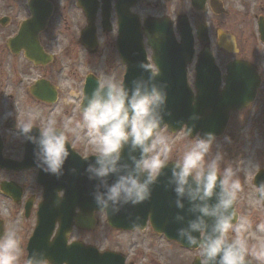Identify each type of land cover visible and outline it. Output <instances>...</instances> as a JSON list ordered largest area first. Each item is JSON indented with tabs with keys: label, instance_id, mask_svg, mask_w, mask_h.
Masks as SVG:
<instances>
[{
	"label": "clouds",
	"instance_id": "clouds-1",
	"mask_svg": "<svg viewBox=\"0 0 264 264\" xmlns=\"http://www.w3.org/2000/svg\"><path fill=\"white\" fill-rule=\"evenodd\" d=\"M188 2L190 5L191 0ZM141 67L151 70L148 79L137 78L126 85L124 80L104 75L97 78L91 92L81 97L82 119L76 127L86 131L94 146V159L87 162L84 172L95 182L91 196L96 208L118 215L127 207L141 205L151 199L154 186L164 176V186L174 193L178 210L174 217L179 225L176 235L199 250L201 264H246L245 245L238 235L229 238L231 232H240V227L233 224V206L241 191L239 168L229 165L221 170L224 156L218 145L213 153L217 136L211 131L198 134L182 155L169 163L172 141L162 131L167 127L165 116L170 115L167 87L155 82L159 72L151 65L141 63ZM65 102L72 100L67 98ZM13 115L7 112L4 119ZM37 115L28 113L16 120L15 127L18 135L23 134L35 146L36 166L59 179L72 154L68 137L65 129L51 119L37 127ZM189 119L197 121L200 116L193 113ZM195 130L192 123L185 135L192 136ZM225 140L231 142L230 137ZM71 171L75 173L76 169ZM256 191L264 199V183ZM253 255L264 264V251ZM22 257L23 264H49L42 251L26 252L14 231L0 236V264H20Z\"/></svg>",
	"mask_w": 264,
	"mask_h": 264
},
{
	"label": "water",
	"instance_id": "water-1",
	"mask_svg": "<svg viewBox=\"0 0 264 264\" xmlns=\"http://www.w3.org/2000/svg\"><path fill=\"white\" fill-rule=\"evenodd\" d=\"M78 1L87 21L80 41L88 49L93 50L97 46L95 35L97 1ZM131 1L136 0H119L116 6L119 13V36L116 46L121 59L126 64L124 75L126 85H130L134 79H148L151 75V70L141 67V63L150 65L142 41L144 33L152 50V62L159 72L155 77V82L167 87V111L170 112V115L165 116L167 128L175 132L185 125V132H187L189 125L195 123L196 130L189 137H193L198 132L200 134L208 131L214 132L216 136L220 135L227 125L230 112L245 107L255 98L260 84V76L255 67L241 60L229 62L225 76L226 85L220 89L219 70L211 53L205 50L200 54L197 62L194 93L187 82V65L192 61L194 50L191 28L186 18H179L177 21L179 41L175 37L172 26L165 18L146 19L144 32H142L141 25L136 18L131 13L126 14ZM104 5L102 22L104 27L108 28L106 25L109 22V1H105ZM30 8L31 18L22 22L17 36L11 38L8 45L14 53L23 50L25 56L35 64H46L52 58L44 53L38 40V34L44 29L52 7L45 0H32ZM260 33L264 41V24H260ZM96 80L92 75L86 78L83 94L95 88ZM31 93L39 99L50 102L56 98V90L44 79L38 80L31 87ZM193 113L199 114L200 119L191 121L189 117ZM1 148L0 139V166L20 170L36 165L35 146L30 142L26 143L24 157L21 161L3 158ZM70 150L72 154L65 164V174L59 179L40 169L38 171L37 181L43 187V200L38 206L37 223L28 242V252L42 251L51 264H123V257L112 251L99 252L95 247L79 241L66 243L67 234L74 222L77 226L92 228L95 222L94 211L100 210L96 208L91 196L95 182L90 181L84 172L87 162L94 159V156L82 158L71 148ZM72 168L76 169L75 173L71 171ZM254 182L257 186L264 183V170L256 175ZM164 185L165 177L161 176L153 188L150 200L135 207H127L118 215L106 213L109 225L119 229L143 228L147 219L150 218L154 230L164 233L168 238L186 247H191L176 235L179 225L174 219L178 211L174 205L175 196L171 189H166ZM1 189L16 200L20 194L14 181H2ZM59 191H63V196L60 198L58 197ZM27 206L29 210L30 203H27ZM77 207L80 209L79 213L75 212ZM237 217L235 211L233 224ZM57 221L59 222L58 229L50 241L49 238ZM1 231L2 226L0 225V233ZM192 264H201L200 259L197 258ZM246 264L250 263L246 262Z\"/></svg>",
	"mask_w": 264,
	"mask_h": 264
},
{
	"label": "rangeland",
	"instance_id": "rangeland-1",
	"mask_svg": "<svg viewBox=\"0 0 264 264\" xmlns=\"http://www.w3.org/2000/svg\"><path fill=\"white\" fill-rule=\"evenodd\" d=\"M49 1L54 4V10L45 30L41 33V44L54 54V60L46 65L37 66L29 62L21 53L12 54L6 45L7 38L14 33L16 22L27 16L25 0H0V18L8 16L6 23L0 24V106L4 114L11 111L17 120L25 118L30 112L38 114L35 121L38 126L50 119L54 120L58 127L67 131L73 144L83 155L95 153L86 131L76 127L77 121L82 119L79 105L84 79L87 74H94L97 77L110 75L117 80H122L124 65L116 51L113 34L101 35L100 44L93 54H89L80 45L78 36L85 24V19L82 12L76 8L75 0ZM242 2L235 8L241 9V13L236 12L238 17H234L237 24L233 26L225 22L223 27L228 29L229 36L235 37L242 53L251 56L252 63L258 67L262 75L263 89L259 98L248 109L231 114L228 128L222 136L217 138L213 153L217 151L218 145L224 156L220 165L221 170L229 165L240 170L238 177L241 191L235 201V207L239 213L235 226L240 227V232L239 234L231 232L229 238L235 239L238 235L245 245L247 256L256 261L253 253L264 251V204L257 197V186L253 184L254 174L260 168H264V44L251 35L249 19L253 25L254 22L256 24L258 14L255 2L245 0L247 7ZM243 8L246 10L245 13ZM164 11H166L164 7L155 6L147 8L146 12L161 14ZM42 75L58 89L59 100L53 104L36 100L28 92L33 80ZM18 79H23V82L20 83ZM67 98H71L72 102L66 103ZM162 131L171 137L170 160L179 158L186 145L195 139L188 138L183 129L175 133H170L166 128ZM225 137H230L231 142H227ZM253 165H258V168ZM1 180L23 183L25 197L38 193V190H35L36 184H34L32 172L17 175V173H6L0 169ZM33 208L35 210L36 205ZM96 215L98 221L95 228L85 234L75 232V235L80 237L83 235L85 240L99 247H119L131 256L137 253L136 264H145L147 261L143 257L149 253L146 249L148 243L156 248L153 251L155 254L157 251L160 252L159 260L165 264H187L198 253V250L186 251L175 243H168L170 242L168 240V242L160 240L150 231L112 234L105 215L103 213ZM0 219L4 222L5 233L14 231L17 234V230L22 228L21 237H26L28 233L26 226H30L29 233L34 227L35 213L30 215L27 223L25 218L22 219V216L17 215V207L0 191ZM23 259L24 257L21 258L20 264H23Z\"/></svg>",
	"mask_w": 264,
	"mask_h": 264
},
{
	"label": "flooded vegetation",
	"instance_id": "flooded-vegetation-1",
	"mask_svg": "<svg viewBox=\"0 0 264 264\" xmlns=\"http://www.w3.org/2000/svg\"><path fill=\"white\" fill-rule=\"evenodd\" d=\"M242 3L247 7L245 4V0H191V4L189 5L188 0H138L137 3L135 4L134 7H132V11L136 13L139 17V19L142 21L146 16H148L150 13H147V8L149 7H155V6H162L166 9V11L161 12L159 16L161 15H167V14H174L175 18L180 15V14H185L188 16V19L190 21L191 26L193 27V33L195 36V56H194V62L197 59V54L205 47L207 46L208 50L211 51L214 55L215 61L217 62V65L220 68V72L223 75L225 73V68L226 64L228 61L233 60V59H240V60H246L248 62L252 63V58L251 56L247 54H243L242 50L239 47V44L237 41L234 39L235 37L229 36V33L227 32L228 29L224 28V23L229 22L233 26L237 24V21L234 19V17H238L237 13H241V9H235L236 6ZM255 2V9L258 11V14L256 15V24L254 22V25L252 21L249 19V24L250 30H251V35L254 38H258L260 42L262 43V40L260 38L259 34V22L264 23V0H252ZM112 3H115V0H112ZM245 13L246 10L243 8L242 9ZM237 12V13H236ZM99 18H100V13ZM156 15V14H154ZM25 18V17H24ZM111 23H112V29L110 31H105L103 28L99 25L97 28V31L99 33V36L103 34H117L116 32V22H117V12L114 7L111 9V15H110ZM247 20V19H246ZM175 23V21H174ZM239 24V23H238ZM114 26V28H113ZM20 27V23L16 22L15 27L13 29V35L17 34V30ZM45 30V29H44ZM43 30V31H44ZM41 31L39 33V39L40 42H42V36ZM206 33V35H205ZM206 37V41H203L202 38ZM233 39V43L230 41V39ZM248 41V40H247ZM232 43V44H231ZM233 45V46H232ZM44 49L47 52H50L47 50L48 48L43 45ZM23 54V52H20ZM192 68H194V64L192 65ZM43 77L38 76V78ZM37 79V78H35ZM34 79V80H35ZM223 86V83L221 84V87ZM4 112L2 107L0 106V135L3 140V154L6 157L10 158H16V159H21L22 154L24 151V142L25 138L19 134L18 135V130L16 129V117H8L7 119H4ZM10 134H6V133ZM66 135L68 137L69 141H73L69 136L67 131L65 130ZM9 138V139H7ZM73 147L75 148V145L72 143ZM78 150L77 148H75ZM79 151V150H78ZM26 172H32V174H35L37 172V168H30L24 171H17L18 174H25ZM36 182V181H35ZM36 184V183H34ZM22 187V191L25 194V189H24V184L20 183ZM35 187V186H34ZM36 191L38 193H33L29 195L28 197L31 199L33 206L36 205L41 197V187L36 184L35 187ZM38 188V189H37ZM25 195L21 198V201L17 203V215H20L23 206H24V201H26L27 197ZM24 199V200H23ZM35 213L34 208L32 207L30 213L28 216H26V222L28 223V218L30 217L31 214ZM4 223V222H3ZM23 225V222L21 223ZM4 226V225H3ZM30 226H26L28 233L26 234V237H21L22 236V228H19L17 230V235L18 238L21 242L22 247L26 250V244L28 240V235L31 234L29 233V228ZM33 229V228H32ZM136 230H132L129 232H134ZM25 232V231H24ZM75 232H81V234H85L87 231L85 229H81L78 227H73V230L71 234L69 235V241L72 240H81L85 243L88 244H93L90 241H87L84 239V236H76ZM126 231L123 230H117V229H112L111 228V233L112 234H118V233H124ZM5 234V231H4ZM159 236V235H158ZM154 241V239H152ZM95 245V244H93ZM97 246V245H95ZM148 243L146 245V249L149 251L148 254L144 255V260L147 259L145 264H161L159 261V256L160 252L157 251L156 254L153 252L156 248ZM100 250H113L116 252H120L124 257H126V264H134L136 263L135 258L138 256L136 253L132 257H127L128 252H126L124 249L119 248V247H111V246H106V247H99L97 246ZM182 248V247H181ZM188 251L187 249H185ZM198 250V249H197ZM196 250V251H197ZM199 251V250H198ZM144 254V253H142ZM181 256V255H180ZM198 253L195 254L194 257H197ZM132 262V263H131ZM188 264V263H187Z\"/></svg>",
	"mask_w": 264,
	"mask_h": 264
},
{
	"label": "bare ground",
	"instance_id": "bare-ground-1",
	"mask_svg": "<svg viewBox=\"0 0 264 264\" xmlns=\"http://www.w3.org/2000/svg\"><path fill=\"white\" fill-rule=\"evenodd\" d=\"M230 39V38H229ZM230 41L233 43V39H230Z\"/></svg>",
	"mask_w": 264,
	"mask_h": 264
}]
</instances>
